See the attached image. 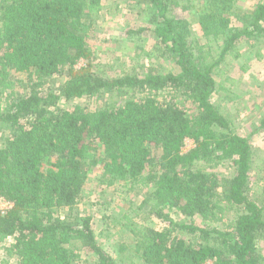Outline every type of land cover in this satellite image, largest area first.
I'll use <instances>...</instances> for the list:
<instances>
[{
  "label": "trees",
  "instance_id": "16d2710c",
  "mask_svg": "<svg viewBox=\"0 0 264 264\" xmlns=\"http://www.w3.org/2000/svg\"><path fill=\"white\" fill-rule=\"evenodd\" d=\"M198 1L204 37L224 41L219 59L175 14L179 0H145L154 28L142 31L177 71L104 78L91 70L86 41L102 0H0V198L14 204L0 215V243L14 240L4 250L16 264H75L82 251L95 264H116L92 218L76 209L100 164L108 186L125 181L152 189L142 207L164 229L126 225L143 264H263L264 209L250 196L253 148L212 97L216 69L227 57L240 58L239 42L264 40V1L240 15L238 0ZM80 61L86 64L77 68ZM64 73L65 83L51 87ZM84 97L103 103L94 112L59 106ZM179 100L195 105L196 114ZM188 139L195 148L185 153ZM224 164L233 175L214 171ZM60 208L65 217L55 216ZM168 209L228 224L221 230L178 222Z\"/></svg>",
  "mask_w": 264,
  "mask_h": 264
},
{
  "label": "rangeland",
  "instance_id": "374dc122",
  "mask_svg": "<svg viewBox=\"0 0 264 264\" xmlns=\"http://www.w3.org/2000/svg\"><path fill=\"white\" fill-rule=\"evenodd\" d=\"M263 1L238 0L234 13L240 15L250 12ZM179 3L180 7L176 8L175 14L189 22L192 39L203 47H210L214 59H219L224 41L212 43L204 37L197 23L199 1L179 0ZM102 5L103 10L86 37L91 55L89 64L94 74L104 78H116L123 72L143 77L148 73L166 74L177 71L172 59L161 57L153 35L142 31L154 28L152 15L145 0H102ZM232 25H240L235 17H232ZM139 31L142 32L136 34ZM238 53L239 59L227 57L216 69L218 89L212 101L229 119L234 133L250 140L254 152L250 196L264 209V130H258L264 118V40L243 39L239 42ZM85 64V61H80L76 67L81 68ZM66 80L64 73L54 77L50 86L60 87ZM179 102L188 115L196 114L195 105L182 100ZM102 103V99L92 100L84 97L71 102L61 101L59 106L65 110L80 108L94 112ZM3 146L4 134L0 133V148ZM194 148V141L188 139L183 151L186 153ZM100 153L102 154L101 151ZM214 171L220 177L233 175L229 164L217 167ZM103 172L102 164L90 172L76 209L80 214L92 218V227L99 244L114 258L116 264H143L136 251V242L126 225L164 229L162 223L149 214V209L142 207L152 189L132 188L130 183L125 181L108 186L103 180ZM167 211L172 213L178 222L192 221L199 227L225 230L228 224V221L220 224L205 223L200 217L188 220L171 209ZM66 214L65 208L55 212L56 217H65ZM185 237L196 242L190 235ZM13 242V239H8L5 243H0V264H16V259L9 258L4 250ZM259 247L264 254V242H261ZM95 263V257L87 251H82L80 259L75 262Z\"/></svg>",
  "mask_w": 264,
  "mask_h": 264
},
{
  "label": "built area",
  "instance_id": "2783aa9c",
  "mask_svg": "<svg viewBox=\"0 0 264 264\" xmlns=\"http://www.w3.org/2000/svg\"><path fill=\"white\" fill-rule=\"evenodd\" d=\"M13 207H14V204L12 202H10L4 198H0V215H5Z\"/></svg>",
  "mask_w": 264,
  "mask_h": 264
}]
</instances>
